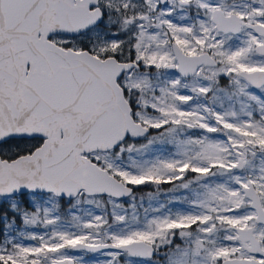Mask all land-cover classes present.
<instances>
[{
    "label": "snow or ice",
    "instance_id": "6c2138e0",
    "mask_svg": "<svg viewBox=\"0 0 264 264\" xmlns=\"http://www.w3.org/2000/svg\"><path fill=\"white\" fill-rule=\"evenodd\" d=\"M0 222V264H264V0H0Z\"/></svg>",
    "mask_w": 264,
    "mask_h": 264
},
{
    "label": "rangeland",
    "instance_id": "374dc122",
    "mask_svg": "<svg viewBox=\"0 0 264 264\" xmlns=\"http://www.w3.org/2000/svg\"><path fill=\"white\" fill-rule=\"evenodd\" d=\"M2 226H3V224H2V222H0V227H2ZM98 259L102 260L103 257L99 256V254H92V253L85 255V260L88 261V264H95V261Z\"/></svg>",
    "mask_w": 264,
    "mask_h": 264
},
{
    "label": "trees",
    "instance_id": "16d2710c",
    "mask_svg": "<svg viewBox=\"0 0 264 264\" xmlns=\"http://www.w3.org/2000/svg\"><path fill=\"white\" fill-rule=\"evenodd\" d=\"M145 191H148V189H145Z\"/></svg>",
    "mask_w": 264,
    "mask_h": 264
}]
</instances>
